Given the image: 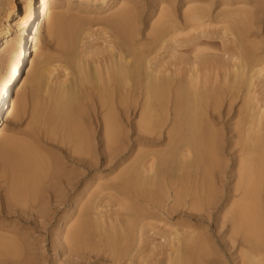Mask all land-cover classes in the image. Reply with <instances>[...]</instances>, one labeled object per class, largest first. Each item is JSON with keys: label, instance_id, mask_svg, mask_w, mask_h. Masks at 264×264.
<instances>
[{"label": "bare ground", "instance_id": "1", "mask_svg": "<svg viewBox=\"0 0 264 264\" xmlns=\"http://www.w3.org/2000/svg\"><path fill=\"white\" fill-rule=\"evenodd\" d=\"M67 1L0 0V121L30 107L53 144L39 152L34 132L29 141L0 137L9 200L41 217L48 204H68L55 237L67 256L89 250L110 264H143L139 247L157 220L174 232L152 264H209L200 224L209 228L216 211L224 264H264V30L244 12L256 0H155L145 23L134 1L112 0L114 10L95 19L67 16ZM44 27L64 58L54 66L35 42ZM58 65L72 73L50 84ZM130 109L138 119L125 131ZM129 153L113 185L98 186L124 202L123 216L106 221L90 174ZM18 244L0 236V264L24 263Z\"/></svg>", "mask_w": 264, "mask_h": 264}, {"label": "rangeland", "instance_id": "2", "mask_svg": "<svg viewBox=\"0 0 264 264\" xmlns=\"http://www.w3.org/2000/svg\"><path fill=\"white\" fill-rule=\"evenodd\" d=\"M66 1L61 0L62 3L66 2ZM68 1L67 2L69 4V7L68 8H62V10H64L63 12L68 11L67 13H65L67 16H69V14L76 15V17L73 16V17H75V19L76 18L78 19L77 16H79V17L83 16L84 18L90 17V19H95L98 16L101 17V15L104 16L105 10L110 9V8L112 9L113 6H115L117 4V3L116 4L111 3L112 0H105V2H102V3H101V0H89V1H87V0H68ZM128 1L136 2V6H137L136 9H137L139 15H141L144 18V23H145L146 16L148 15L152 6L154 5L153 3L155 0H128ZM164 1L167 3L170 0H164ZM231 3H233V1ZM19 7L21 9V5ZM117 8L118 7H115V9H117ZM244 9H243L244 12L245 11L249 12L248 14L252 17L251 20L254 24V29L260 27L261 32H262L264 30V11H263L264 10V0H256V2L252 3L250 7L244 8ZM113 10H114V8L112 9V11ZM71 15H70V17H71ZM94 28H96V27H94ZM97 28L94 31L98 30ZM261 32H260V35H261ZM45 34L46 33H45V27H44L42 32L40 33V35L35 37V39H36L35 42H37L36 45L38 46V48H40V49L43 48V52L48 55L47 57H49L48 62L51 61V63H53L52 66H54V64H55L53 62L54 59L57 60L56 63L58 64V62L60 61L59 59L62 56H61L60 52H58L54 49V46L52 43H48ZM102 38H103L102 36H97V37H93L92 39H90V41L92 42L91 44H93V46L95 45V48L98 50L101 49L103 46V43H101ZM83 42H85V41H83ZM56 54L60 58H58L56 56ZM164 55H165V58H164ZM164 55L162 56V58L164 60L165 59L168 60L167 59L168 54H164ZM6 57H7V53L0 50V75H1V73H3V68H4V63H5ZM32 57H33V54L31 55L30 59H32ZM30 61L28 60L25 62L24 67L20 73V77H19L18 82H20V81L22 82V80H24V78L26 76V72L29 70ZM63 61H65V60H63ZM67 62H69L68 65L70 66L71 65L70 61L68 60L65 63L67 64ZM51 63H50V65H51ZM59 65L62 68L63 67L62 65H65V64L62 63V65H61V62H60ZM59 65L57 68H53L54 71L51 70L53 72L51 74L53 82H51V83L49 82L50 84H54V82L56 84L60 80V79H58V77L63 78L64 74H69L70 72L72 73V71H71L72 69H68V68H67L66 72H62L64 67L62 68V70H60ZM67 66L65 65V68ZM71 67H72V65L70 66V68ZM50 69H52V68H50ZM68 70H70V71H68ZM66 76H67L66 78H68V75H66ZM53 78H55V79L53 80ZM50 79H49V81H51ZM65 80L67 81V79H65ZM65 80H63L62 82H64ZM70 80H71V78H68V81H70ZM240 104H241L240 101L237 100L236 103L234 104V109L236 110L240 106ZM122 107L124 108V106H120L119 109L122 110L123 109ZM30 110H31L30 107H28L26 112L23 115H20L19 117L9 116L7 119H5V117H4L2 119V121H0V137L1 138L7 137V139L9 138L10 140H16V141L17 140L18 141H29L30 137L32 135V132H34V135H36L38 142H39L37 145L39 152H52L51 151L52 146H53L52 142L45 140L44 135L42 133V130H40V128H37L34 124H32V122L30 120V116H29ZM130 110L131 111L128 112V118L125 119L122 116V118L120 120V125L122 126L123 130L125 129V131L128 130L129 126H133L138 119L136 111H133L132 109H130ZM129 137H130V141L132 142L134 139L133 136L129 135ZM144 149H147V148H144ZM128 157H129V159H128ZM130 160L131 161L133 160V156L130 153L127 154L125 157H121V158H119V160H116V161H118L117 163H112L109 165L105 163V158H104V169H102L98 172H93L90 174V177H92V179H93V181L91 182V192L94 190L98 191V192L94 191L95 194L93 192H92V194L97 196L98 195L97 193L102 192L100 190L101 188H99L101 186V183L102 184L103 183L109 184V182H110V184L113 185V183L111 182V179L115 178L116 174L118 175V170L122 169V167L124 165H125V167L128 166V164L131 163ZM94 177L98 178V182H97V180L94 179ZM110 177H111V179H110ZM228 185H229V182H228ZM104 189H106V188H104ZM263 189H264V187H263ZM109 192H108V190H107V192H106V190H104L102 192L103 194L100 193L98 195L99 198L96 197V201H94L95 205L97 204V207H98L96 211L105 220L107 218L109 219V217L110 218L112 217L111 219H113L114 215L121 217L124 214L123 213L124 211L121 210L123 208V206L121 208V207H119V204H118V203H121V201H122V204H124L121 197L114 194V191L111 192L109 190ZM106 193H109V195L108 194L106 195ZM262 195L264 196V191H263ZM7 196H8L7 179H6V177H3V175L0 173V236L4 237V239L5 238L11 239V241L16 242V244L19 241L18 245L23 250V252H22L23 254H22L20 260L26 258L23 264H110V261L107 258H104L103 255H102V258L98 257L96 259V257L94 256L95 253L91 252L89 250L84 251L86 258L84 255H83L84 257H73L71 255L67 256L68 255V254H66L67 252H65L63 249H61L59 244L57 245V243H55L56 242L55 237H56L57 228L60 227V223L65 221L64 216H65L66 211L69 207L68 204H64L61 206H58L56 204H48L45 207V209L47 211V215L45 217H41L40 215H37L35 212L31 213L28 206L19 207V205L16 204V202L9 200V198ZM111 196H113L112 197L113 199L111 198ZM120 210L123 211L122 212L123 214H118V212H120ZM115 212H117V213H115ZM76 214L77 213H75V217H76ZM216 216H217V212L213 211L212 212V219H215V218L217 219ZM115 218H117V217H115ZM212 219L209 221L210 222L209 228L206 227V224H209L206 221H203V223L200 224L201 227L205 228V230H203V231L208 233L210 236V241H209L210 243H208L209 246L208 245L207 246H208V248L212 249L213 251L211 252L212 257L209 260V264H224L225 260L229 262V257L227 254L228 252H225V254H227V255L225 257V260H223L222 256H224V255H223V249L221 246V242L219 240V234H216V232H215V228L213 226ZM153 221L148 222L151 226L150 231H148L149 228H148V230H146L148 234L146 233V235L143 236L144 239L142 238L143 240L141 241L142 243H141V246L139 247V250L141 251V252L139 251V255L142 257L141 259H143V260L145 259V262L143 264H152L154 260H163L164 255H161L162 254L161 252H166V254H167V249H168V247L166 246V239H164V238L169 236L171 233L174 232L173 229L171 231V228L167 227L168 224H164V222H162V223L157 222V220L156 221L153 220ZM172 222L177 223L178 220L175 219V220L171 221V223ZM192 224H193V222H192ZM169 232H170V234H169ZM146 236H148L149 238L147 237L148 239H145ZM57 240H59V238ZM61 243H62V241H61ZM54 244H56L55 248L53 246ZM80 258H83V259H80ZM105 260H106V262H105ZM188 264H190V263H188Z\"/></svg>", "mask_w": 264, "mask_h": 264}]
</instances>
